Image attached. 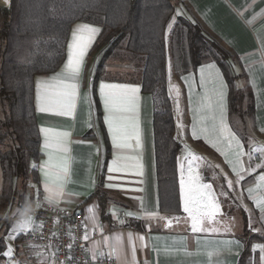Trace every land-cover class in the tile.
<instances>
[{
	"label": "crops",
	"instance_id": "crops-1",
	"mask_svg": "<svg viewBox=\"0 0 264 264\" xmlns=\"http://www.w3.org/2000/svg\"><path fill=\"white\" fill-rule=\"evenodd\" d=\"M175 2V13L165 33L166 74L176 137L184 146L177 158L182 213L164 214L160 207L154 96L141 83L144 59L132 55L125 48L124 40L111 47L96 46L101 23L77 21L71 28L61 66L54 72L35 75L34 101L42 156L37 164L38 179L30 182L32 192L11 215L13 220L22 207H28L32 224L26 230H18L11 239L5 233L1 264H71L56 259L51 252L22 237L35 223L34 207L43 203L62 204L83 212L88 255L93 259L111 256L115 264H239L247 234H253L259 238L250 243L251 263L264 264V203L257 204L258 200H264V181L260 180L264 167H257L264 165V151H253L264 149V0ZM180 17L199 23L207 35L217 38L235 54L237 85L251 90L252 116L241 119L231 115L229 82L222 66L207 51L203 52L201 63L194 65L189 30L180 22ZM81 25L98 31L86 49L80 74L71 81L77 88L69 109L64 98L54 92L44 93L41 85L54 83V78L65 70L73 32ZM177 34L183 39L181 50ZM118 73L125 76H116ZM102 85H120L139 91L114 90L127 99L119 103L121 110L110 112L105 107ZM45 95L49 99L42 100ZM42 105L48 110L40 111ZM235 115L242 127L234 124ZM110 117L122 128L120 142L130 147H116L109 128ZM43 129L49 130L50 139L66 134L59 136V149L45 148ZM232 134L246 153L240 157L246 171H241L237 163L241 149ZM49 153L52 164L63 161L67 166L66 175L61 177L63 195L51 203L45 199L49 195L44 174ZM190 167L192 174L199 177V185H211V189L203 190L207 195L202 199H213L220 209L214 219L205 218L204 230L200 232L191 230V218L183 211L184 190L180 181L183 176L187 184ZM2 186L0 157V189ZM99 187L109 197L107 220L102 218L98 200H89ZM47 188L56 190L50 181ZM118 216L138 219L143 229L119 227ZM8 246L13 249L11 256L4 254Z\"/></svg>",
	"mask_w": 264,
	"mask_h": 264
},
{
	"label": "trees",
	"instance_id": "trees-1",
	"mask_svg": "<svg viewBox=\"0 0 264 264\" xmlns=\"http://www.w3.org/2000/svg\"><path fill=\"white\" fill-rule=\"evenodd\" d=\"M175 8V0H12L9 7L0 2V213L25 198V179H38L37 164L42 153L34 101L35 75L54 72L61 66L71 28L77 21L101 23L96 46L111 47L124 40L132 55L144 59L141 83L154 96L160 207L164 214L182 213L177 158L184 146L176 137L166 74L165 33ZM180 22L189 30L194 65L201 63L203 52L207 51L222 66L231 88V115L241 119L252 116L251 90L237 85L235 54L217 38L207 35L199 23L185 17H180ZM99 66H103L102 61ZM95 99L99 106L96 96ZM93 198L98 200L102 218L107 220V193L99 187L89 200ZM129 221L130 227L143 229L138 219ZM7 228L0 236V264ZM247 238L239 264H252L250 243L259 237L247 234Z\"/></svg>",
	"mask_w": 264,
	"mask_h": 264
},
{
	"label": "snow or ice",
	"instance_id": "snow-or-ice-1",
	"mask_svg": "<svg viewBox=\"0 0 264 264\" xmlns=\"http://www.w3.org/2000/svg\"><path fill=\"white\" fill-rule=\"evenodd\" d=\"M97 29L94 27H91L89 25H81L78 27L77 30L73 32V42L70 45V54L67 61V64L65 66V70L59 74L57 77L54 78V83H43L41 87L44 90V93H53L58 96L64 98L65 106L67 108H71L73 105L71 103L72 98L75 97L76 94V88L77 85L72 83L71 81L80 74L81 72V65L83 61V57L86 54V49L89 47V45L93 41V37L97 34ZM105 89H108V92H105ZM120 89L122 91H130L132 93L138 92V89H126L125 86L120 85H102L101 86V92L104 94V102L105 107L110 112L111 111H118L121 110L118 105L120 102L127 99V97L122 95H117L114 90ZM42 100L49 99L47 95L41 97ZM48 109L44 107L43 105L40 108V111H47ZM109 128L113 132V142L116 144V147H130L127 143L120 142L122 137L120 136V133L122 131L121 126L115 122L114 117L109 118ZM43 131L46 134L45 138V148L49 147H57V149L60 148L61 141L59 139L60 135H66V134H57L56 136L52 137L51 139L48 137V129H43ZM264 131V129H262ZM232 139L236 140V145L238 148L241 149L237 153V163L241 165V171H246V169L243 168V161L240 159V157L246 155V153L243 152L242 148L243 146L240 144L239 139L235 137V134H232ZM253 151H264V149H253ZM194 159H201L199 157H193ZM251 158V157H250ZM52 154L49 153V161L46 162V168L45 171V184H46V190L49 192V195L45 197L50 203L55 202V200L63 195V184L61 183V177L65 176L67 173V166L66 164L61 161L56 164H52ZM115 163V162H114ZM231 163V162H230ZM257 167H264V165H258ZM113 171H116V168L112 169ZM233 171H235V166H233ZM193 170L190 167L189 168V177L187 184L185 183V180L183 179V176L181 178V187L184 190V203H183V211L188 213V216L191 218V230L193 232H200L203 231V222L205 218L211 220L214 219L217 213L219 212V205L214 202L213 199H202V197H205L207 195L206 192H204V189H211L210 184H204L199 185L197 183L199 177L197 175H193ZM237 175L239 176L240 173L238 172ZM260 180L264 181V175H260ZM49 181L56 186V190L53 191L52 189L47 188V185ZM111 186V185H109ZM229 186H231V181H229ZM251 193V189L249 190ZM264 203V200H258L257 204L260 205ZM131 215V213H129ZM32 223V218L29 217L25 220H23L20 223V229L26 230L29 228L30 224ZM169 226H171V220H169ZM9 238H14L10 236ZM87 235L85 234L84 239H87ZM264 250V248H262ZM13 252V249L11 246H8L7 252L4 254L7 256H11Z\"/></svg>",
	"mask_w": 264,
	"mask_h": 264
},
{
	"label": "built area",
	"instance_id": "built-area-1",
	"mask_svg": "<svg viewBox=\"0 0 264 264\" xmlns=\"http://www.w3.org/2000/svg\"><path fill=\"white\" fill-rule=\"evenodd\" d=\"M35 223L22 234L25 241L35 243L62 262L71 264H115L111 256L93 259L88 255V238L84 214L62 204L43 203L34 207ZM119 227H130L124 216L116 218Z\"/></svg>",
	"mask_w": 264,
	"mask_h": 264
},
{
	"label": "rangeland",
	"instance_id": "rangeland-1",
	"mask_svg": "<svg viewBox=\"0 0 264 264\" xmlns=\"http://www.w3.org/2000/svg\"><path fill=\"white\" fill-rule=\"evenodd\" d=\"M177 21H179V19H177ZM180 26H178V27H180ZM182 40L183 39L180 38V35L177 34V44H178L179 47L181 45ZM180 50H181V47H180ZM177 51H179V50L177 49ZM191 58H192V55H191ZM116 76H125V74L118 73ZM2 117H3V108L0 105V118H2ZM232 119H233L234 124L237 127L238 126H241L242 127V125H241V123H239L240 121L237 119L236 115L233 116ZM31 181H32V177H28L22 183V184H24V187H23L24 189L23 190L25 192V195L30 194L32 192V188H31V185H30V182ZM22 201H20V202H22ZM20 202H19V204H20ZM19 204L18 205L12 204L11 206H8L6 210H4V211H2L0 213V236H2V234L4 233V230L7 227H9V228H7L8 230H7V233H6L7 238H9L10 236H13L18 230H21L20 229V223L23 220H25V219H27L29 217L32 218L31 214L29 212H27L29 210V208L28 207H22V209L19 212V214L18 215H15L14 218H13V220H12L11 215L13 213V210L16 209L17 207H20ZM20 219H22V220L20 221ZM11 220L14 221V222H11ZM31 224H30V226H31ZM30 226H29V228H30ZM9 239H11V238H9Z\"/></svg>",
	"mask_w": 264,
	"mask_h": 264
},
{
	"label": "water",
	"instance_id": "water-1",
	"mask_svg": "<svg viewBox=\"0 0 264 264\" xmlns=\"http://www.w3.org/2000/svg\"><path fill=\"white\" fill-rule=\"evenodd\" d=\"M12 0H0L2 5L10 6Z\"/></svg>",
	"mask_w": 264,
	"mask_h": 264
}]
</instances>
